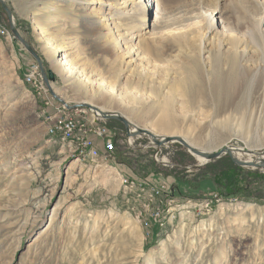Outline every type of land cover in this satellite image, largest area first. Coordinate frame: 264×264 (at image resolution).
I'll return each instance as SVG.
<instances>
[{
  "label": "rangeland",
  "instance_id": "rangeland-1",
  "mask_svg": "<svg viewBox=\"0 0 264 264\" xmlns=\"http://www.w3.org/2000/svg\"><path fill=\"white\" fill-rule=\"evenodd\" d=\"M4 1L18 31L54 74L51 89L64 103L84 100V85H67L44 47L47 36L72 42L79 62L124 97L139 95L133 109L131 102L115 99V92L101 91L96 107L120 114L133 110L152 126L167 106L175 131L204 152L234 146L264 153V0H160L158 25H147L151 15L145 25L136 20L133 28L120 31L124 37L115 45L101 37L107 30L88 26L91 3ZM122 1L106 0L118 7ZM108 9L104 5L100 11ZM0 22L10 32L1 3ZM0 37V264H264V204L225 197L213 188L182 195L172 190L176 220L145 230L135 218L139 202L120 187L124 172L113 164L116 159L101 157L95 166L89 158L59 153L58 145L47 141L46 98L24 79L36 62L11 32ZM122 44L138 49L141 76L121 71ZM185 79L192 80L182 93ZM215 79L222 81L219 90H213ZM126 119L141 128L135 117ZM108 122L124 130L118 120ZM148 141L139 136L134 145ZM162 146L169 164L155 162L147 147L133 150L138 157L130 167L137 173L163 168L194 185L202 168H220L229 157L202 162L178 141ZM248 157L242 154L240 160ZM144 158L154 165L140 166ZM243 168L250 171L248 182L238 177L237 184L264 190V168ZM212 191L218 196L207 198Z\"/></svg>",
  "mask_w": 264,
  "mask_h": 264
},
{
  "label": "bare ground",
  "instance_id": "bare-ground-1",
  "mask_svg": "<svg viewBox=\"0 0 264 264\" xmlns=\"http://www.w3.org/2000/svg\"><path fill=\"white\" fill-rule=\"evenodd\" d=\"M80 3H91L93 6L87 8L86 11V21L88 26L93 29L98 30H107L106 33H103L101 37L107 39L109 43L112 42L115 45L118 40H122L124 35L120 31L130 30L135 26L136 20L143 21V25L146 24V17L147 15H151L150 20H148V26H155L159 23L160 18V10H161V2L160 0H123L120 2V6L118 7L115 5L116 3L107 4L106 0H79ZM107 5L109 6L108 11L106 13H101L100 9L102 6ZM123 5V6H122ZM122 6V7H121ZM116 20V22H115ZM142 28L144 27H140ZM40 35L46 36V32H44L43 28H39ZM161 32H165V30H160ZM148 33V32H147ZM155 33V32H154ZM151 33V35H154ZM0 34L10 36V32L0 24ZM141 35V34H140ZM44 47L47 51L48 56L51 58V62L56 67L57 71L63 76L68 86H73L72 84H76L78 86H83L82 93L84 96V100H81V103H89L100 112H108L113 113L117 111H111L110 109L104 108L100 105L96 107L95 101L97 98L98 93L101 91L103 92H115V99L122 98L125 102H131V108H134L136 103L137 97L139 95H134L132 99L131 97H124L121 92H118V88L114 87L105 80L104 77H101L98 71L94 70V68L87 67V63L84 61L79 62V58L76 55L75 46H73L72 42L60 40L55 36H47L45 37ZM123 52L119 54V64L122 66L121 71H129L134 73L137 71V75L141 76L144 73V70H140V66L138 64L139 53L137 52L138 49H134V45H124L122 44ZM134 56L133 59L125 60L124 55L128 53ZM32 78V72L27 73L24 76L25 81L34 87V82L30 83V79ZM121 78V77H120ZM193 79V77H192ZM191 79V80H192ZM234 80L235 78H231ZM191 80H181L180 86L182 93H185L186 85L191 82ZM51 88L52 85L50 84ZM213 90H219V86H222V81L220 79H215L213 81ZM35 89L39 90V88L34 87ZM54 90V94H55ZM57 95V94H55ZM60 99V98H59ZM127 99V100H126ZM132 99V101H131ZM67 104V103H66ZM168 104V102L166 103ZM95 105V106H94ZM154 112V110H153ZM152 112V113H153ZM118 113V112H117ZM160 117L158 118V124H153L152 126H147V123H144L143 119L138 118L134 115L133 110L126 109V111L122 112L121 115L126 119V117L132 120L133 117L138 119V123L141 126V129L149 130L155 136H171V137H181L183 138L189 146L192 148L195 147L198 150L204 151L198 143L194 140L192 141L190 138L186 137V135L181 134L179 131H175V122L172 119V113L169 107H162L159 111ZM120 114V113H119ZM127 120V119H126ZM47 121V135L48 140L51 144L55 143L59 147V153H63L68 156H74L75 158H81L80 160H85L91 156V160L95 166H98L100 162L101 155L97 148H89V149H73L72 152L70 151V147L79 145L78 137L69 135V133H65L60 131L59 126L55 124L54 120L50 118V115L46 118ZM129 122V121H128ZM131 124V122H130ZM130 132L133 133L136 131L137 128L135 124H131L129 126ZM151 143V142H150ZM231 152H234L235 155L238 156L240 159V155L246 154L248 155V161H252V153H246V149L242 147H234L228 146ZM245 151V152H244ZM249 151V150H248ZM252 152V151H250ZM192 154V153H191ZM194 155L197 160L206 162V159L202 156L197 154ZM263 156H260V158ZM163 161H166L163 158ZM113 177V176H111ZM120 187H122V191L124 195H133L135 200L139 202V209L135 212V218L139 221L142 227L145 230L152 229L154 225H166V224H173L178 217V214L175 212V208L173 207V203H168L167 206L162 207L161 202V194L157 190L153 189V187H143L142 181L137 180L136 178H128L125 174L120 175ZM216 197V196H215ZM143 198H145V202H143ZM175 205V204H174ZM251 205V204H250ZM150 207L152 212H161L156 216L150 214ZM55 207L52 209V213ZM163 241L161 242V244ZM152 256V255H150Z\"/></svg>",
  "mask_w": 264,
  "mask_h": 264
},
{
  "label": "built area",
  "instance_id": "built-area-1",
  "mask_svg": "<svg viewBox=\"0 0 264 264\" xmlns=\"http://www.w3.org/2000/svg\"><path fill=\"white\" fill-rule=\"evenodd\" d=\"M28 68L32 71V78H29L30 83L34 82V87L39 88L43 97L46 98V105H44V109L47 114H49L55 124L59 126L60 131L78 137L79 145L70 147L69 152H72L73 149L82 150L97 148L102 151V159H105V162H110L114 160L115 150L118 148L129 151L136 150L138 148L144 149L142 146L138 147L134 145L135 141L139 140L138 136L128 138L124 130L116 126H111L108 124V120L102 119L98 113H94L91 109L83 107L80 104L69 107L71 104H63L54 99L50 94H48L45 83L43 79H41L38 65L36 63H32ZM152 157V159L160 165L169 164L167 157L159 154V151H155L152 154ZM163 158H165L166 161H163ZM89 159L91 160V156ZM114 163L117 164V161ZM125 176L130 179L136 178L137 180H141L143 187H153V189L160 192L162 207L167 206L168 203L176 201L172 194L170 183L167 181L157 182L152 174H147L143 177L136 175L129 176L127 174H125ZM215 196H218V194L212 191L206 197L214 198ZM143 202H145V198H143ZM149 211L153 216L161 213L152 212L151 207Z\"/></svg>",
  "mask_w": 264,
  "mask_h": 264
},
{
  "label": "water",
  "instance_id": "water-1",
  "mask_svg": "<svg viewBox=\"0 0 264 264\" xmlns=\"http://www.w3.org/2000/svg\"><path fill=\"white\" fill-rule=\"evenodd\" d=\"M0 3H1L3 11L5 12L6 16L8 17V20H9L8 27H9V31L13 35V38L15 40H17L23 46V48H25L27 50V52L34 58L35 62L38 63L41 79H43L48 91H50L51 94H53L58 99V101L65 104L64 101L59 99L53 93V91L51 89L50 82L55 79L54 74L52 73V71L50 69H48V71L45 70L44 64L42 63L38 53L35 51V49L33 47L30 46L28 41H26L24 39V37L21 35V33L18 31V29L16 27V23L14 22V17L12 16L10 10L8 9L6 1L0 0ZM80 105H82L83 107H86L88 109H91L96 114L98 113L102 119H105V120L116 119V120H118L121 124H123L126 136L128 138L134 137V136H138V137L141 136L142 138L148 139L149 141L144 146H142L143 148L154 147L156 149V151H158L162 145H167L169 143H173V142L178 141L182 146L185 147V149L189 153H192V154L194 153V154H197L199 156H202L206 159V161L213 160V159L219 158L221 155L227 154L229 156V158L231 159V161L239 167L242 166V167H248V168H257V167L264 168V157L260 158V156L264 155L263 152H259V151L250 152V151H248V149H246L247 150L246 153H252V155H254L256 157L252 161H248L246 159L240 160L238 158V156L234 154V152H231L229 150L228 146H224V148H221L218 151L209 152V153L204 152V151L198 150L195 147L192 148L191 146L188 145V143L183 138H181L179 136H177V137H171V136L158 137V136H155L154 134H152L149 130H147V129L143 130L141 128H137L135 132L131 133L130 128H129V126L131 125L130 122H128L121 114H119L117 112H113V113L100 112L98 109H96L95 107H93L89 103H81ZM73 106L74 105H69V107H73Z\"/></svg>",
  "mask_w": 264,
  "mask_h": 264
},
{
  "label": "trees",
  "instance_id": "trees-1",
  "mask_svg": "<svg viewBox=\"0 0 264 264\" xmlns=\"http://www.w3.org/2000/svg\"><path fill=\"white\" fill-rule=\"evenodd\" d=\"M114 159L117 160V156L114 155ZM206 167L202 168L201 175H197L199 178L194 185L188 180H181V177H175L170 184L174 195H182L183 192L191 194L196 191H203L206 188H213L220 194H224L225 197L228 195L238 196L240 199L242 197L257 204H264V190L262 188L259 189V186L253 187L249 183H243L241 186L237 184L236 178L238 177L248 182L247 178L250 173L248 169L235 165L229 157L220 168H216L217 170L212 168L208 170ZM252 173L257 174L258 172ZM260 175L264 177V174L260 173ZM192 182L194 183V181Z\"/></svg>",
  "mask_w": 264,
  "mask_h": 264
},
{
  "label": "crops",
  "instance_id": "crops-1",
  "mask_svg": "<svg viewBox=\"0 0 264 264\" xmlns=\"http://www.w3.org/2000/svg\"><path fill=\"white\" fill-rule=\"evenodd\" d=\"M3 26V25H2ZM3 27H5V26H3ZM2 36L3 37H5V38H7V35H3L2 34ZM0 39H1V37H0ZM1 40H3V38L1 39ZM7 41V40H6ZM28 69H25L24 68V71H21L20 73H21V75H23L26 71H27ZM23 82V81H22ZM24 83V82H23ZM113 125H115V124H113ZM163 147V146H162ZM161 147V148H162ZM145 148H147V147H145ZM144 148V149H145ZM151 148H153V149H151L152 151H153V153L156 151V149L154 148V147H151ZM161 148L158 150L159 151V153L161 154V152H162V150H161ZM136 150H138V151H142L143 149H141V148H138V149H136ZM101 150H99V153H100V155H101ZM115 153L117 154V155H119L120 157L119 158H121L122 160H119V161H117V164L116 163H114L117 167L119 166H121L122 168H120L119 170H122L124 173L123 174H127V175H136V176H139V177H143V176H146L147 174H152L153 176H154V179H155V181H157V182H159V181H167L168 183H171V182H173V180L175 179V176H174V174H172L173 172H171V171H166V170H163V168L161 169V168H155V167H150L149 169H146L144 172H142V173H137L136 171H134V169L132 168V167H130L131 165H130V162H132V160L135 158V157H138V155H134L133 154V150H121V149H116L115 150ZM152 153V154H153ZM163 153V152H162ZM152 154L150 155L151 157H152ZM165 154H167V153H165ZM168 156H169V154H167ZM102 157V156H101ZM142 157H145V156H142ZM102 159V158H101ZM135 160V159H134ZM150 160H152V159H150ZM141 162V164L142 165H140V166H146V165H154V163H152V162H148V163H146L147 162V158L145 159L144 158V160L143 161H140ZM157 165V164H156ZM155 227V226H154ZM152 229H153V227H152ZM151 229V230H152Z\"/></svg>",
  "mask_w": 264,
  "mask_h": 264
}]
</instances>
